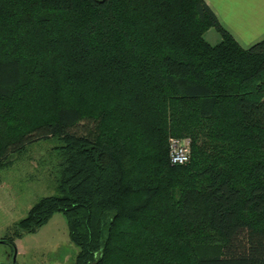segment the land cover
<instances>
[{
  "label": "trees",
  "instance_id": "16d2710c",
  "mask_svg": "<svg viewBox=\"0 0 264 264\" xmlns=\"http://www.w3.org/2000/svg\"><path fill=\"white\" fill-rule=\"evenodd\" d=\"M40 140L58 195L16 237L60 213L72 264H264V39L203 0H0V167Z\"/></svg>",
  "mask_w": 264,
  "mask_h": 264
},
{
  "label": "rangeland",
  "instance_id": "374dc122",
  "mask_svg": "<svg viewBox=\"0 0 264 264\" xmlns=\"http://www.w3.org/2000/svg\"><path fill=\"white\" fill-rule=\"evenodd\" d=\"M219 36L210 29L206 38ZM205 38L206 41H208ZM57 143L40 140L0 167V263L11 264H72L77 248L71 244L64 215L54 214L46 225L34 233L16 237L17 224L29 209L45 197L58 195L59 155ZM16 237V238H15ZM15 238V247L4 242Z\"/></svg>",
  "mask_w": 264,
  "mask_h": 264
},
{
  "label": "crops",
  "instance_id": "0c3cea01",
  "mask_svg": "<svg viewBox=\"0 0 264 264\" xmlns=\"http://www.w3.org/2000/svg\"><path fill=\"white\" fill-rule=\"evenodd\" d=\"M203 1L214 13L220 25L242 48H250L264 39V0ZM209 31L204 34L205 38ZM220 41V36L212 34L211 40L206 42L216 45Z\"/></svg>",
  "mask_w": 264,
  "mask_h": 264
},
{
  "label": "built area",
  "instance_id": "2783aa9c",
  "mask_svg": "<svg viewBox=\"0 0 264 264\" xmlns=\"http://www.w3.org/2000/svg\"><path fill=\"white\" fill-rule=\"evenodd\" d=\"M169 162L171 165H183L190 157V142L188 139L170 138L168 140Z\"/></svg>",
  "mask_w": 264,
  "mask_h": 264
},
{
  "label": "water",
  "instance_id": "95a60500",
  "mask_svg": "<svg viewBox=\"0 0 264 264\" xmlns=\"http://www.w3.org/2000/svg\"><path fill=\"white\" fill-rule=\"evenodd\" d=\"M5 242V241H4ZM0 243H2V241H0ZM7 243V242H6ZM14 248V247H13ZM15 255H16V251L14 250V255L12 258V263L11 264H15ZM1 264V263H0Z\"/></svg>",
  "mask_w": 264,
  "mask_h": 264
}]
</instances>
